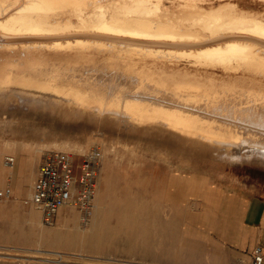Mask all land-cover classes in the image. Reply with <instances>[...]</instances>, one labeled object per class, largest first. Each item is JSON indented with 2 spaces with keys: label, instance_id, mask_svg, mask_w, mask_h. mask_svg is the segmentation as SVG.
<instances>
[{
  "label": "rangeland",
  "instance_id": "1",
  "mask_svg": "<svg viewBox=\"0 0 264 264\" xmlns=\"http://www.w3.org/2000/svg\"><path fill=\"white\" fill-rule=\"evenodd\" d=\"M232 1L258 19L264 16L262 0ZM163 6L168 7L169 2L164 1ZM96 28L78 29L69 25L61 28L62 32L60 29L36 32L39 35L27 40L45 43L91 37L106 44L130 42L138 50L157 46H172L175 50L239 38L251 45V41L255 46L260 44L257 47L264 49V40L245 33L228 35L221 31L219 35L221 32L217 30L205 32V36L203 33L204 39L170 42L128 38ZM179 61V67L193 62L185 57ZM205 70L218 79L226 75L220 67ZM21 97L0 98V150L4 154L7 150L2 148L6 144L8 149L14 146L17 153L39 150L42 160L48 152H63L69 156L76 176L91 148H99L101 157L86 211L66 204L56 210L49 222L40 212L32 230L24 227L25 213L12 212L8 224L17 226L18 235L13 237L15 230L7 228L6 237L12 240L0 243V264H251L250 250L257 242L245 252H239L234 245L242 231L241 190L264 193L262 154L246 150L239 156L222 151L218 155L209 148L171 139L159 130L143 131L124 124L125 128L122 123L88 116L66 117L58 110L36 106ZM119 124L124 127L122 130ZM11 154L15 161L9 172L18 163L16 154ZM4 157H0L1 172ZM5 188L10 189L11 195L0 202L13 197L12 187L7 184Z\"/></svg>",
  "mask_w": 264,
  "mask_h": 264
},
{
  "label": "bare ground",
  "instance_id": "2",
  "mask_svg": "<svg viewBox=\"0 0 264 264\" xmlns=\"http://www.w3.org/2000/svg\"><path fill=\"white\" fill-rule=\"evenodd\" d=\"M69 25L150 41L204 39L203 33L217 30L264 40V16L246 13L232 0H0V98L25 96L66 117L159 130L217 154L239 156L247 150L264 156V49L259 43L238 38L198 48L138 50L130 42L106 44L93 37L27 40ZM184 57L193 62L179 67ZM209 67L226 75H208ZM7 149L6 144L2 150Z\"/></svg>",
  "mask_w": 264,
  "mask_h": 264
},
{
  "label": "built area",
  "instance_id": "3",
  "mask_svg": "<svg viewBox=\"0 0 264 264\" xmlns=\"http://www.w3.org/2000/svg\"><path fill=\"white\" fill-rule=\"evenodd\" d=\"M101 151L93 147L86 154L78 176L69 156L63 152H48L40 163L38 174L33 183L32 191L24 203H30L40 210L43 219L49 222L56 210L66 204L81 209H88L95 188V177ZM15 158L7 155L4 165L12 167ZM9 188L0 189V201L9 198ZM264 255L260 244L251 251V264H263Z\"/></svg>",
  "mask_w": 264,
  "mask_h": 264
},
{
  "label": "crops",
  "instance_id": "4",
  "mask_svg": "<svg viewBox=\"0 0 264 264\" xmlns=\"http://www.w3.org/2000/svg\"><path fill=\"white\" fill-rule=\"evenodd\" d=\"M13 147L14 146L11 145L9 149H7L6 154L0 151L1 159H3L4 155H13L11 153L16 154L18 157L17 167L15 169H11L13 172H9L10 168L12 167H8L4 164L3 170L1 172V176L4 179H2L0 182V189L5 188L8 184L10 187H12L11 191L13 194L12 198L0 202L1 244L9 243L12 240V237H6L9 233L7 228H12L15 230V232L12 230L13 237L18 235L15 228L17 226L12 225L11 227L8 224L12 212L26 214L25 221L27 223L24 225V227L29 230H32L35 220H39L40 213V211L32 204L24 203V198L30 195L33 183L38 174L39 165L42 161L40 152L39 150H32L27 151L26 154L21 152L17 153L14 151ZM7 179L8 182L6 183L5 181H7ZM241 192L242 193L240 194L241 198L239 199V202L242 204V211L239 218L241 221L242 231H240V236L235 242V249L239 252L249 251L250 247L252 245L254 246V243L257 242V244L261 245L264 255V193L256 194L253 192H246L244 190H241ZM235 198L238 199L239 197ZM246 231L248 232V235L245 237Z\"/></svg>",
  "mask_w": 264,
  "mask_h": 264
}]
</instances>
